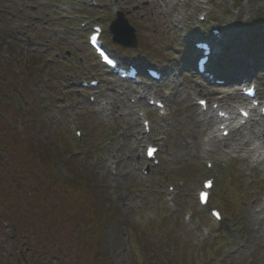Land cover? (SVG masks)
<instances>
[{
	"label": "rangeland",
	"instance_id": "rangeland-1",
	"mask_svg": "<svg viewBox=\"0 0 264 264\" xmlns=\"http://www.w3.org/2000/svg\"><path fill=\"white\" fill-rule=\"evenodd\" d=\"M101 1L105 3L104 8L87 11L90 21L105 27L104 39L108 48L130 58L137 57L141 51L133 49L126 53L120 46L112 44L107 35L115 19V11L127 12L142 6L139 12H133L127 18L136 26L147 53L158 56L169 53L176 55L174 37L181 36L187 41L190 37L194 38L192 29L203 28L197 22L198 14L207 13L211 25H218L223 32L221 48L225 50L224 58L232 60V64L244 60L243 45L250 39L249 23L253 19V12L264 14V4L252 0L235 4L234 0H187L185 7L174 0ZM86 4L91 5L90 0H0V9L8 10L9 14V17L1 15L0 37L3 42L7 38L10 40L16 51L15 57L25 59L24 56H27L29 59L41 56L55 60V56H58V67L68 69L69 78L80 74L76 77L78 86L70 85L68 77L59 79L51 83L52 89L43 95L51 101L52 107L58 109L63 102L64 108L58 111L62 112L60 117L55 113V121L42 132L46 133L42 137L52 139L51 145L56 140L60 152L70 145V151L79 153V159L92 156V162H86L88 167L81 165L83 169H78L81 171L79 177L88 180L89 188L98 189V201L105 207V217L98 213L97 217L91 219L87 214H82L93 196L86 199L85 194L84 198L78 195L77 200L71 195H74L73 192H65L64 186L70 181L68 173L71 170V165H62L66 156L54 163L47 157L46 161L39 160L37 153L36 168L42 177L33 175L31 170L24 178L15 176L14 172H23L24 166L17 157L23 160L26 154L21 149H17L16 153L3 149L0 159L10 164L7 169L11 174L7 181L12 193L20 197L23 217H29L30 226L26 230L23 219L18 220L15 211L1 202L5 200L4 194L7 192V187L1 183L0 264H21V241L33 248L28 256L31 264H50L51 257L58 262L55 264H103L102 260L104 264H165L162 254L167 255V260L172 258L174 264H201L198 262L200 255L212 258L210 253L215 250H219L228 261L264 264V165L255 166L252 163L254 153L251 152L257 143L259 130H264V120L258 121L253 133L248 130L238 133L222 145L212 142L209 153L202 151V146L208 144L212 136L214 125L209 118L211 116L202 115L196 106V98L205 95L207 90L193 75L190 64L192 57L190 60H180L176 70L164 68L165 80L161 85L146 83L134 87L118 83L97 67L95 59L87 51L82 32L78 33L76 28L67 30L65 23L61 22V19L65 20L64 14L74 16L71 21L79 20L75 27L80 28L84 19L75 17L78 13L76 10L78 6L81 7L80 13L85 12ZM183 10L187 16L183 22L186 30L181 32L176 18ZM66 50L73 54L67 56ZM142 57L140 55L139 62L143 67L157 66L149 64ZM250 59L254 60L249 58L248 61ZM237 67L231 66V69ZM11 75L8 78L14 83L16 77ZM92 78L102 81L97 90H83L78 84L81 80L89 81ZM256 83L259 93L264 95V73ZM41 88L44 90L43 85ZM57 88L60 92L55 90ZM229 90L223 88L219 93ZM93 95L95 102L90 101ZM144 95L147 101L140 100ZM149 98L167 100L170 112L166 118H160L157 111L149 106ZM131 100L137 103L132 104ZM237 101L238 96L235 95L225 104L235 106ZM68 102L71 107L66 104ZM143 110L148 111V118L152 122L150 142H159L164 150L163 165L158 169L153 168L149 177L140 172V168L147 164L138 139L142 132L139 112ZM13 120L9 115V121L4 122L13 127L16 125L18 131L22 130L21 125ZM74 124H78L85 133L82 144L74 135ZM33 135L35 133L23 132L20 138L28 144L34 142L38 145L42 142L36 141ZM7 141L13 144L12 140ZM205 160L214 162V173L219 182L212 202L214 204L215 201L220 207L225 225L234 228L239 240H232L222 233L220 224L197 204V192L205 177ZM23 164L26 172L33 165ZM41 165L44 170L46 168L45 172L40 169ZM0 172L4 173L1 165ZM53 174L60 178L57 182L60 184L55 185L60 195L49 189L53 185ZM180 184L184 186L178 188ZM175 185V192H168V188H175ZM29 189H35L32 191L34 195ZM40 201H43L44 211L39 208ZM29 208H33V211L26 214ZM115 211L118 214H114ZM187 216H191L192 223H186ZM102 220L106 223L100 224ZM15 224L19 236L17 248L10 239L14 235ZM218 235L223 236L224 241L219 242L216 248L209 249L212 247L211 241ZM142 249L147 251V255L143 254ZM105 257L110 261H106ZM219 260L215 258L213 264H220Z\"/></svg>",
	"mask_w": 264,
	"mask_h": 264
},
{
	"label": "trees",
	"instance_id": "trees-1",
	"mask_svg": "<svg viewBox=\"0 0 264 264\" xmlns=\"http://www.w3.org/2000/svg\"><path fill=\"white\" fill-rule=\"evenodd\" d=\"M256 2L264 1V0H255ZM1 36V35H0ZM0 44H2L1 37H0ZM12 52L15 54V50L12 49ZM17 57H12L10 60H3L0 59V149H5L6 151L9 149L16 153L17 149L23 150V153L26 154L25 156V162L22 160V157H17L21 160L22 164L27 163L28 165H32L29 169V173L31 170L36 168V155L39 153V160L46 161V157L49 161H53L54 163L60 162V159H62L67 156L69 158L66 160H63L62 164H68L71 165L69 169H71L68 173V178H70V181L66 182V189L74 198L78 200L77 197L83 196L84 194L86 199L91 195L93 196L92 199H90L89 203L85 205L84 210L82 211V214H88L90 217L95 218L97 217V214L99 213L100 216L105 217V207L101 205V203L98 201V189H91L89 188V182L86 179L85 181L82 180L79 177L80 170L83 169L80 167V165H77V160L74 159L73 152L70 151L71 147L68 145L67 147H64L62 149V152L58 149V143L56 140L53 141L51 145L50 140H45L42 136L46 135L42 132L44 130H48V127H50L53 123L54 118L52 117V108L50 105V101L46 98L39 97L40 92L37 93L39 90H43L41 88V85L44 86L45 91H49L52 89L50 86L51 83L57 82L59 77H57V72L60 70L55 66V64L51 61H47L43 59L42 57H31L27 63L24 64L22 67V60L18 59ZM21 66V69H20ZM13 74L16 79L13 83L10 78ZM19 76H22L23 78L19 79ZM44 91V92H45ZM12 99L16 100L18 102L17 110L14 112L13 115H15L14 121L15 123H19L16 119H19L22 121L23 129L18 131L17 127H13L11 125L6 124L5 121V112L8 113L9 111H5L2 108V104H5L6 102L11 101ZM27 99H30L32 101V105L28 106L24 103L27 101ZM28 102V101H27ZM25 132L26 134H32L35 133L34 139L36 141H42L38 143V145L34 142L24 143L22 141L21 133ZM12 140V143H9L7 140ZM30 141H32V137L29 138ZM48 142H50L48 144ZM54 144V146H53ZM7 151V152H8ZM41 155V156H40ZM32 160V161H31ZM91 162V161H90ZM24 165V164H23ZM25 167V165H24ZM88 167V166H86ZM40 168L45 172L43 165L40 166ZM28 172H19V170L14 172V175L16 176H22L26 178L29 174ZM25 174V175H23ZM80 178V179H78ZM4 177L0 175V186L1 183H4L7 187V192L4 194L5 200L3 203H6L9 208H12L15 211V214H19L21 217L22 214H24V208L22 207V202L20 200V197H17L14 195L11 191L10 184L8 182H4ZM96 182V180H95ZM75 183H77L75 185ZM73 186V187H72ZM72 188V189H71ZM74 188V189H73ZM40 190H42V193H45L44 190L39 187ZM81 191V193L79 192ZM34 192V191H33ZM79 195V196H78ZM85 204V203H84ZM102 207V209H101ZM34 208V206H33ZM33 208H29V211L26 212V214H30L31 211H33ZM39 208L43 209V201L39 203ZM11 209V210H12ZM23 209V211H22ZM112 212V210L110 211ZM114 214H118L117 211H115ZM27 221V220H26ZM147 253V251H146ZM50 264H55L56 260H54L53 257L50 258ZM171 264H174V261H170Z\"/></svg>",
	"mask_w": 264,
	"mask_h": 264
},
{
	"label": "water",
	"instance_id": "water-1",
	"mask_svg": "<svg viewBox=\"0 0 264 264\" xmlns=\"http://www.w3.org/2000/svg\"><path fill=\"white\" fill-rule=\"evenodd\" d=\"M112 31L115 35L114 40L124 47H134L137 45L134 29L129 26L123 14H119L118 20L113 24Z\"/></svg>",
	"mask_w": 264,
	"mask_h": 264
},
{
	"label": "bare ground",
	"instance_id": "bare-ground-1",
	"mask_svg": "<svg viewBox=\"0 0 264 264\" xmlns=\"http://www.w3.org/2000/svg\"><path fill=\"white\" fill-rule=\"evenodd\" d=\"M249 140L251 141V138H249ZM249 140H248L247 142H249ZM257 150L260 151V150H262V149L259 148V149H257ZM257 154H258V152H257Z\"/></svg>",
	"mask_w": 264,
	"mask_h": 264
}]
</instances>
